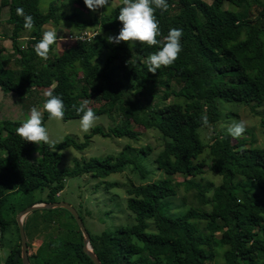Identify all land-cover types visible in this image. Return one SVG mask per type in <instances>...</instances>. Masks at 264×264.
Instances as JSON below:
<instances>
[{"label": "trees", "instance_id": "trees-1", "mask_svg": "<svg viewBox=\"0 0 264 264\" xmlns=\"http://www.w3.org/2000/svg\"><path fill=\"white\" fill-rule=\"evenodd\" d=\"M110 1L109 11L96 13L83 0L60 4L54 0L47 11L40 8L41 0H2L0 5V17L2 7L8 6V21L13 25L12 55L3 57L0 48V88L5 93L25 98L35 88L51 91L63 100L65 120L80 118L73 105L78 107L84 100L96 116L118 113L121 117L120 123L108 129L94 127L84 141L69 136L39 146L16 134L23 120L0 122V243L10 225H17L11 232L14 246L6 264H23L19 212L33 204L57 201L69 176L106 178L128 166L146 179L127 191L135 223L90 233L102 263L264 264V146L248 145L242 138L232 143L222 133L207 144L199 132L205 126L202 116H207L210 126L220 119L219 99L249 106L255 113L264 104V0H166L167 11H155L161 32L157 39L162 40L172 28L182 29V51L176 61L155 74L148 72L146 60L160 45L107 42L106 37L118 35L122 27L118 20L121 0ZM17 8L34 18L31 30L23 27ZM52 23L70 25V33L97 34L62 50L55 43L47 59H42L34 45ZM11 58L20 67L7 66ZM94 101L99 105H93ZM48 118L44 111V127ZM138 126L161 134L163 144L153 162L165 177H148L143 160L151 146L139 150L126 145L117 155L76 158L73 168H60L69 147L84 151L96 134L137 140L142 136ZM206 167L222 176L214 189L203 184ZM177 175L184 179L177 181ZM181 188L185 195L193 191L197 204L171 212L169 199ZM45 190L47 200L22 206L12 203L13 217H6L4 208L11 195L23 198ZM56 209L48 210L54 213ZM62 209L76 226L67 238H60L65 225L51 231L44 227L34 254L28 240L31 264H95L84 252V236L75 217ZM29 216L24 222L27 239ZM44 220L55 223V219Z\"/></svg>", "mask_w": 264, "mask_h": 264}, {"label": "rangeland", "instance_id": "rangeland-1", "mask_svg": "<svg viewBox=\"0 0 264 264\" xmlns=\"http://www.w3.org/2000/svg\"><path fill=\"white\" fill-rule=\"evenodd\" d=\"M52 1L54 0H41L40 8L43 11H47ZM63 1L64 0H57L59 4ZM208 1L211 2L212 0ZM1 3L2 0H0V5ZM114 4L115 2L113 5ZM225 6L228 7V4ZM109 7L111 6L109 5ZM98 10H100V12L109 11V8H100ZM8 17L9 7L4 6L1 9L0 17V48L3 47V51L1 53L3 57H10L12 55V52L10 51L13 50L12 40H6L11 35L13 27V25L9 23ZM28 36V32L23 35V37H26L22 38L23 43L26 44ZM60 40L61 46L59 50L69 47V42L67 40ZM7 66L20 67L16 64L15 59L10 60ZM46 92H48V90L35 88L29 96L20 98L16 94L5 93L0 88V122L3 119L25 120L30 115V109L32 107L38 108L43 117V113L45 111L43 109V104L46 101ZM217 103L219 109L221 110L220 119L211 127L204 126L199 129L201 138L205 143H211L214 135L222 133V136L227 135L232 143H236L240 140V138H242L249 142L248 145L251 143L256 146H264V126L262 125V120L264 119V104L257 107V113H255L249 106H245L237 102H229L219 99ZM93 105L98 106L99 103L94 101ZM97 117L98 120L87 133L80 129V118L68 120L48 118L45 126L48 130L50 141L53 143H59L69 136L78 141H84L85 136L91 133L94 127L102 126L108 129L110 126H114L115 124L121 122V117L118 113L114 114V117H110L105 114L98 115ZM240 120L246 122V131L239 138H233L228 134L227 126L233 121ZM138 129L142 132V136L137 140L127 137L109 138L96 134L91 139L88 148L84 151H79L74 147H69L64 151L65 156L60 168H73L75 166L76 158L83 161L93 157L117 155L122 152L126 145L139 150L143 147L151 146L152 151L150 155L146 156L145 160H143L146 170L149 173L148 177L151 180L165 177L166 173L161 170L159 171L153 162L156 154L161 150V145L163 144L161 134L157 130L146 129L143 126H138ZM206 154L207 153H204L202 157L206 156ZM36 156H38V154H36ZM205 169V173L201 177L203 178V184L211 186L213 189L216 188L222 182V176L213 172L208 167ZM201 178L198 179L200 180ZM183 179V175L176 176L177 181H182ZM145 180L146 179L143 178L140 173L133 170L131 166H128L123 172L112 173L106 178L94 177L91 174L69 176L66 179V186L64 190L56 196V200L66 202L75 207L84 217V222L89 232L92 234H100L104 230H114L121 226H130L135 223V215L127 206V198L129 196L127 191L133 184H141L142 182H145ZM112 183L117 184L111 186L110 184ZM179 192L180 193L177 196L169 199L172 204L171 212H181L182 210L190 208L193 203L195 205L197 204L192 197L193 191H191L190 195H185L184 188H181ZM47 194L48 190L36 191L34 194L24 195L23 198L18 196V194L11 195L8 204L4 208V213L7 218H12L13 213L9 210L12 203L22 206L29 204L33 200L45 201L47 200ZM50 218L55 219V225L49 220H44ZM26 225L30 244L29 250L30 253L33 254L41 244V239L43 238L41 232L44 227L50 228L51 231L53 228L56 229L65 225V232H60V238H67L68 235H70V231H73L76 226L71 215L62 208H57L54 213L50 212L48 209L31 212ZM51 225L53 226L51 227ZM16 226L17 225L12 223L7 233H5L4 237L1 239L0 264H6V259L14 246L11 232L15 231Z\"/></svg>", "mask_w": 264, "mask_h": 264}, {"label": "clouds", "instance_id": "clouds-1", "mask_svg": "<svg viewBox=\"0 0 264 264\" xmlns=\"http://www.w3.org/2000/svg\"><path fill=\"white\" fill-rule=\"evenodd\" d=\"M86 7L96 12L100 8H107L110 0H83ZM122 7L119 9L118 20L122 27L118 35H108V43L119 44L120 42L147 44L148 46L160 45L159 49L151 53L146 60L148 72L155 74L162 66L167 67L176 61L182 51L181 37L182 29L172 28L162 40L157 37L161 35L159 21L156 18V9L167 11L166 0H121ZM153 5L155 7H153ZM18 16L23 17V27L31 30L34 26V18L25 13L23 8H17ZM57 33L48 28L43 31L42 38L34 45L37 56L47 59L50 47L57 42ZM47 99L43 109L47 111L50 119L62 120L65 114V106L59 95H53L51 91L45 93ZM77 115L80 116V129L87 133L94 126L98 117L93 109L89 107V101L84 100L78 107L73 105ZM205 126L211 127L207 116L201 117ZM246 131V122L243 120L233 121L227 126V132L233 138H239ZM16 134L26 142L39 145L52 143L46 127L43 126L42 113L38 108L32 107L30 115L16 128Z\"/></svg>", "mask_w": 264, "mask_h": 264}, {"label": "water", "instance_id": "water-1", "mask_svg": "<svg viewBox=\"0 0 264 264\" xmlns=\"http://www.w3.org/2000/svg\"><path fill=\"white\" fill-rule=\"evenodd\" d=\"M55 208H65L71 212V214L75 217L82 233L84 236V252L92 259V261L95 264H104L96 254L92 244H91V234L89 230L86 227V224L81 217L80 213L77 211L75 207L72 205L66 203V202H60V201H54V202H43V203H37L30 205L26 207L24 210L18 213L17 215V221L20 228V235H21V255H22V261L23 264H31L30 258H29V251H28V239L26 235L25 230V218L31 213L36 210H42V209H55Z\"/></svg>", "mask_w": 264, "mask_h": 264}, {"label": "crops", "instance_id": "crops-1", "mask_svg": "<svg viewBox=\"0 0 264 264\" xmlns=\"http://www.w3.org/2000/svg\"><path fill=\"white\" fill-rule=\"evenodd\" d=\"M110 3H111V1H110ZM48 28L54 29L56 31V33H57L58 39H57V42H56V45H57L56 49L60 48V46H61V42H60L61 40L60 39H64L66 37V34H68V33H70L72 31L71 30V26L67 25V24L55 25V24L52 23V24H48V25L45 26V29H48ZM24 38H26V37H24ZM9 39L11 40L10 37H8L6 40H9ZM5 45H6V43H5ZM4 47H6V46H4ZM12 49H13V45H12ZM10 52H13V50H11Z\"/></svg>", "mask_w": 264, "mask_h": 264}, {"label": "built area", "instance_id": "built-area-1", "mask_svg": "<svg viewBox=\"0 0 264 264\" xmlns=\"http://www.w3.org/2000/svg\"><path fill=\"white\" fill-rule=\"evenodd\" d=\"M96 34L97 32L93 31H79L75 33H68L64 39L69 43H75L78 41L90 40L91 38L95 37Z\"/></svg>", "mask_w": 264, "mask_h": 264}]
</instances>
